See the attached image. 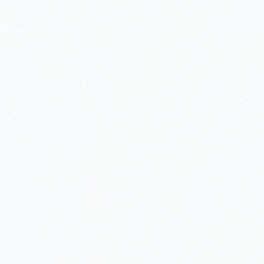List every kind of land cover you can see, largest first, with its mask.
<instances>
[{
	"label": "snow or ice",
	"instance_id": "6c2138e0",
	"mask_svg": "<svg viewBox=\"0 0 264 264\" xmlns=\"http://www.w3.org/2000/svg\"><path fill=\"white\" fill-rule=\"evenodd\" d=\"M0 264H264V0H0Z\"/></svg>",
	"mask_w": 264,
	"mask_h": 264
}]
</instances>
